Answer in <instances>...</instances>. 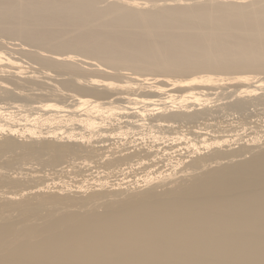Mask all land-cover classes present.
Segmentation results:
<instances>
[{"label":"bare ground","instance_id":"bare-ground-1","mask_svg":"<svg viewBox=\"0 0 264 264\" xmlns=\"http://www.w3.org/2000/svg\"><path fill=\"white\" fill-rule=\"evenodd\" d=\"M190 1L0 0V264H264V0Z\"/></svg>","mask_w":264,"mask_h":264},{"label":"rangeland","instance_id":"rangeland-1","mask_svg":"<svg viewBox=\"0 0 264 264\" xmlns=\"http://www.w3.org/2000/svg\"><path fill=\"white\" fill-rule=\"evenodd\" d=\"M177 1H178V0H177ZM190 2H192V0H191ZM193 2H194V1H193ZM1 38H3V37H1ZM1 38H0V40H1ZM3 40H5V41H6V40H7V38H5V37H4V39H2L1 41H3ZM8 40H9V39H8ZM9 41H10V40H9ZM97 77L99 78L100 76H97Z\"/></svg>","mask_w":264,"mask_h":264}]
</instances>
